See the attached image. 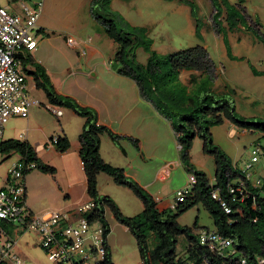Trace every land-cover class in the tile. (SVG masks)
<instances>
[{"label": "rangeland", "instance_id": "1", "mask_svg": "<svg viewBox=\"0 0 264 264\" xmlns=\"http://www.w3.org/2000/svg\"><path fill=\"white\" fill-rule=\"evenodd\" d=\"M0 1L11 12L24 15L21 1ZM192 1L196 4L197 16L203 23L204 39H200L195 33L196 19L192 16L190 7L179 1L113 0L112 6L131 23L147 26L154 41L153 48L159 53L196 45L205 46L215 67L214 79L206 77V74L202 76L204 73L198 70H183L181 80L192 87L190 76L195 73L199 79L194 87L209 83L217 93L229 96L241 115L264 120V75H255L252 71V65L264 70V43L245 27L230 31L229 44L232 52L238 56L237 59H232L227 53L224 34H218L214 28L211 1ZM90 8L91 0H43L35 31L43 27L49 35L36 33L38 50L47 63L58 91L73 96L82 105L88 104L98 113L102 122L116 132L140 139L141 147L138 148L128 138L113 141L108 133H103L101 154L105 160L124 167L130 177L144 187V183L151 181V193L161 195L164 201L175 202L177 190L192 186L189 184L190 172L181 162L177 133L170 120L155 104L141 99L138 85L133 79L120 75L111 68L118 44L105 33L102 24L92 16ZM244 8L248 22L256 23L264 35V0H246ZM69 37L82 41L92 37V44L98 45L100 49L96 51L86 45L74 46L68 42ZM83 48L87 53H82ZM148 57L149 53L143 47L138 49L137 59L140 62L145 63ZM29 91L31 98L40 103L30 106L28 116H11L5 124L0 141L27 139L35 146L38 156L56 169L52 173L36 167L26 175L27 202L36 214L74 209L82 201V197L83 201L89 197L78 153L79 135L85 117L67 106H61L63 113L57 115L50 106L46 91L36 87L33 80L29 81ZM233 127L232 123L225 120L212 125L210 130L214 141L255 180L264 175V150H261L259 160L252 167H248V164L252 161L256 143L264 145V137L259 131L244 130L236 126V132L231 134ZM65 134L72 146L68 151L61 152L50 141L53 136ZM41 143L46 145L44 149L38 147ZM189 153L195 167L204 170L214 180L215 159L203 150V139L200 136L194 139ZM21 157L18 152H0V188L7 185L10 169ZM169 163L171 173L166 176L162 172L161 175L166 178H157L158 170ZM98 181L100 194L111 196L125 215L133 216L143 210L141 198L129 187L117 183L109 174L101 172ZM106 219L110 227L108 243L114 263L142 264L137 240L130 229L116 220L109 208ZM179 222L193 227L196 233L204 228L215 227L212 216L202 204L184 212L179 217ZM20 227L16 222L9 231V235L16 240L13 252L19 259L24 264H57L42 247V238L36 230L22 231ZM7 236L6 233L0 235V248ZM188 243L184 234L178 237L179 255L186 254ZM232 247L233 245L227 249ZM86 253L87 249L79 250L76 256Z\"/></svg>", "mask_w": 264, "mask_h": 264}, {"label": "trees", "instance_id": "2", "mask_svg": "<svg viewBox=\"0 0 264 264\" xmlns=\"http://www.w3.org/2000/svg\"><path fill=\"white\" fill-rule=\"evenodd\" d=\"M112 1L91 0L90 8L92 16L102 24L105 33L118 44L111 68L118 74L133 79L141 93L170 120L177 133L181 162L195 175L196 182L192 184L184 200L179 201L174 209L166 201L156 200L146 187L130 177L124 167L111 164L101 154L103 133H108L113 141L128 138L138 148L141 147L140 139L116 132L109 125L100 122L94 109L82 105L73 96L56 89L46 66L37 61L30 51H20L17 57L21 60L24 71L28 77L33 78L38 88L46 91L49 102L60 107H70L85 117L79 135L78 153L86 177L87 193L96 203L94 211L88 216L91 219H100L107 239V253L97 264H115L108 243L110 231L106 219L108 208L115 219L126 225L135 236L142 264H242L241 258L246 259V264H264L261 262L264 261V184L257 185L248 178L247 171L235 164L231 156L214 141L210 130L212 125L227 120L244 130L259 131L264 137V120L241 115L231 98L225 93L214 91L209 83L194 87L199 79L195 73H191L190 76L192 87L181 80L180 74L183 70H198L204 73L202 76L206 74V77L214 79L215 67L205 46L196 45L169 53H159L153 48L154 41L149 35L148 27L131 23L120 11L114 9ZM176 1L190 7L191 14L196 19L195 33L197 37L204 39L203 23L197 16L196 4L192 0ZM210 1L214 9L212 14L214 28L218 34H224L229 57L238 58L229 44L230 31L245 27L264 43V35L258 25L249 23L246 18L244 8L246 0H239L238 3L231 0ZM38 33L49 35L43 27L38 29ZM141 47L149 53L145 63L137 59V51ZM252 71L255 75H264V70L254 65ZM152 96L154 98H151ZM197 136L203 139V150L214 156L216 164L214 180L204 170L196 168L191 161L189 150ZM57 137L55 143L57 149L61 152L68 151L72 146L69 137L66 134ZM261 146L264 150V145ZM0 152L3 154L18 152L22 156L20 161H35L37 168L42 171L52 173L56 171L54 166L38 156L35 146L27 139L1 140ZM31 170L24 172V183L26 175ZM101 172L109 174L117 183L129 187L141 198L143 210L136 215L127 216L111 196L101 195L98 188V177ZM214 193L217 197L213 196ZM25 197L27 199V192ZM223 203L231 208L230 212L226 211ZM198 204H202L212 216L214 230L224 237L233 239V247L230 248L235 250L233 254L228 255L202 244L199 234L193 227L179 222V217L184 212ZM4 226L10 229L13 225L4 223ZM183 234L189 243L186 254L179 255L178 237Z\"/></svg>", "mask_w": 264, "mask_h": 264}, {"label": "built area", "instance_id": "3", "mask_svg": "<svg viewBox=\"0 0 264 264\" xmlns=\"http://www.w3.org/2000/svg\"><path fill=\"white\" fill-rule=\"evenodd\" d=\"M22 2L24 15L16 11L11 12L0 1V137L5 124L11 116H28L29 108L40 101L30 96L27 74L23 69L21 60L17 57L20 51H34L38 49V40L35 31L41 14L43 0H19ZM35 31V32H34ZM87 41H92L89 37ZM68 42L74 46H84L82 40L69 37ZM82 53H86L83 48ZM57 115H62L60 106L50 104ZM58 137L51 139L54 146ZM52 146H49L51 148ZM262 150L260 144L253 148L252 161L248 167L259 160ZM37 167L35 161H19L10 169L7 185L0 188V235L8 234L0 248V263L24 264L13 252L16 240L9 235V230L4 223L21 225L20 229H35L42 238V247L49 258L57 264H97L107 253V239L105 228L100 219H91L88 214L94 211L96 203L92 199L80 202L76 208L66 211H46L36 214L28 206L26 199L27 187L23 174L26 170ZM247 171V170H246ZM247 177L255 184H264V175L253 179L247 171ZM196 182V177L190 173L189 184ZM189 186L177 190L176 201L170 203L171 208H176L179 201H183L190 191ZM217 197V194H213ZM227 212L231 208L223 203ZM202 244L211 249L225 252L230 255L234 249L227 250L233 245V239L224 237L214 229H202L199 233ZM87 249L83 256H76L79 250ZM9 261V262H8ZM261 262H264L261 260ZM241 263L246 264V259L241 258Z\"/></svg>", "mask_w": 264, "mask_h": 264}, {"label": "crops", "instance_id": "4", "mask_svg": "<svg viewBox=\"0 0 264 264\" xmlns=\"http://www.w3.org/2000/svg\"><path fill=\"white\" fill-rule=\"evenodd\" d=\"M92 38V37H91ZM93 40V39H92ZM84 42V45H86V47H91V48H93V49H95L96 51L98 50V49H100L99 48V46L98 45H95V44H92V42L91 41H83ZM89 42V43H88ZM24 51H27V50H24ZM31 54H32V56L37 60V61H39V62H41L42 64H44L45 66H46V68H47V70H48V72H49V69H48V66H47V63H45V59H43L44 57H42V55L40 54V50H34V51H31L30 52ZM86 53H87V51H86ZM104 63H105V61H104ZM50 73V72H49ZM94 74H96V73H94ZM51 75V74H50ZM53 79V78H52ZM30 80H33V78L32 77H27V82H28V85H29V81ZM34 81V80H33ZM34 85L36 86V84H35V82H34ZM37 87V86H36ZM138 89H139V87H138ZM139 94H140V96H141V99L142 100H144V101H146V102H148V103H153L149 98H147V97H145L142 93H141V91H140V89H139ZM154 104V103H153ZM88 105V104H87ZM99 120H100V122H102V120L100 119V116H99ZM103 123V122H102ZM172 125V124H171ZM236 132V129H235V126L233 127V129H232V131H231V134L232 133H235ZM79 146V145H78ZM38 147L39 148H42V149H44L45 147H46V145H44V144H39L38 145ZM78 150H79V147H78ZM103 156V155H102ZM103 158L105 159V157L103 156ZM171 163H169V164H166V165H164L161 169H159L158 170V172H157V178H166V176H167V174H169V173H171V169H170V167H168V165H170ZM162 172H164L165 174H166V176L165 177H163L161 174H162ZM128 173V172H127ZM151 181L150 182H146V183H144L145 185H146V187H147V189L149 190V188L151 187ZM88 194V193H87ZM153 194V193H152ZM154 196H155V198H156V200H158V201H162V196L161 195H155V194H153ZM89 199V197L86 199V200H88ZM82 201L81 202H83V197H82V199H81ZM85 200V199H84ZM167 203H169V205H170V203H171V201H166ZM28 203V202H27ZM74 203V202H73ZM29 206V205H28ZM30 207V206H29ZM31 209V208H30ZM32 210V209H31ZM33 211V210H32ZM34 212V211H33ZM9 231H10V229H8ZM110 249H111V247H110ZM112 251V250H111Z\"/></svg>", "mask_w": 264, "mask_h": 264}]
</instances>
